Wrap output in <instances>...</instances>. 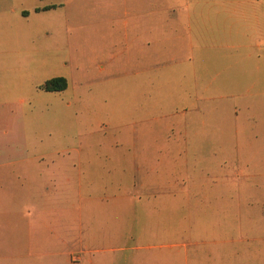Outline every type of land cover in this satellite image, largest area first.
I'll return each instance as SVG.
<instances>
[{"label": "rangeland", "instance_id": "1", "mask_svg": "<svg viewBox=\"0 0 264 264\" xmlns=\"http://www.w3.org/2000/svg\"><path fill=\"white\" fill-rule=\"evenodd\" d=\"M52 1L50 74L68 91L34 80L22 113H0L12 162L0 187L20 191L22 219H36L34 175L56 174L45 215L64 264L110 246L130 264H264L263 41L242 35L240 0H152L144 19L106 0ZM117 230L121 242L97 239Z\"/></svg>", "mask_w": 264, "mask_h": 264}, {"label": "crops", "instance_id": "2", "mask_svg": "<svg viewBox=\"0 0 264 264\" xmlns=\"http://www.w3.org/2000/svg\"><path fill=\"white\" fill-rule=\"evenodd\" d=\"M111 5L112 12L119 13L126 5L124 13L132 15L137 19H144L145 6L152 0H106ZM60 6L52 0H0V113L6 112L22 113L21 108L15 107L26 104L22 96L29 92L32 81L40 80V85L46 93H65L68 91L70 81L65 76H54L50 74L53 51H54V13ZM62 10L65 6L62 5ZM146 17H150V12H146ZM137 14V15H136ZM239 16L244 21V32L246 37L258 36L263 42L258 48L262 53L257 57L256 62L264 61V0H240ZM64 17H69L65 15ZM254 22V27L252 26ZM247 29V30H246ZM253 34H249V32ZM248 49L250 46L245 45ZM248 58L250 55L247 56ZM64 78L67 80L68 87L63 91H48L45 85L55 79ZM29 96V95H26ZM14 100H17L14 102ZM17 105V104H16ZM13 113V112H12ZM5 128H2L4 130ZM1 130V127H0ZM3 139L14 143L16 137L8 135L5 131ZM9 162V163H8ZM11 164V160L0 158V165ZM54 164V162H52ZM62 176L68 173L59 174ZM15 179H17L16 175ZM35 176L36 184L31 189L37 195V202L32 206L25 207L28 213H36V219L24 221L22 213L24 206L19 203L20 191L18 189H8L0 187V213L15 212L14 219L4 226L0 222V241L4 244L0 246V264H53V259L59 260V264H64L65 253L53 252L54 224L45 215L48 211L54 210V205L48 203V184L56 174L38 173ZM6 177L0 173V182ZM65 192L66 190H61ZM23 192V190H22ZM12 195L11 197H6ZM64 209V205L59 207ZM67 230V227H66ZM65 225L60 227L59 244L64 245L68 242L65 235ZM120 232V231H119ZM118 230L109 235L108 232L102 234L105 241L113 244L118 240L121 242V233ZM5 234L6 236H2ZM7 237V238H6ZM205 243V242H204ZM224 245L226 241H214V247ZM111 253L100 252L103 255L96 261L89 264H130V258L123 253L125 248H114L110 246ZM210 258L207 256L201 264H208ZM190 261V259H189Z\"/></svg>", "mask_w": 264, "mask_h": 264}, {"label": "trees", "instance_id": "3", "mask_svg": "<svg viewBox=\"0 0 264 264\" xmlns=\"http://www.w3.org/2000/svg\"><path fill=\"white\" fill-rule=\"evenodd\" d=\"M68 87L67 80L64 78H55L45 85L48 91H63Z\"/></svg>", "mask_w": 264, "mask_h": 264}]
</instances>
